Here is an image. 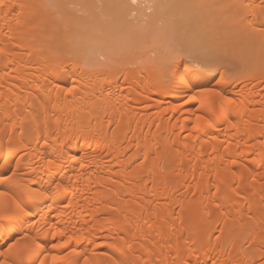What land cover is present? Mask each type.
<instances>
[{
	"label": "bare ground",
	"instance_id": "6f19581e",
	"mask_svg": "<svg viewBox=\"0 0 264 264\" xmlns=\"http://www.w3.org/2000/svg\"><path fill=\"white\" fill-rule=\"evenodd\" d=\"M0 264H264V0H0Z\"/></svg>",
	"mask_w": 264,
	"mask_h": 264
},
{
	"label": "rangeland",
	"instance_id": "374dc122",
	"mask_svg": "<svg viewBox=\"0 0 264 264\" xmlns=\"http://www.w3.org/2000/svg\"><path fill=\"white\" fill-rule=\"evenodd\" d=\"M148 46H149V45H148ZM140 51H141V50H139L138 48H135L134 51H133V53H132L131 51L129 52L128 55H129L131 58L128 59V60L125 59V61L127 60V63H130V62H132V61H135V62H138V64H127L126 69L131 70V69H134V68L138 67V65H140V63H139L140 59H138V57H137V56H139L138 53H140ZM217 56H218V54H215V55H214V58L216 59ZM222 57H223V55H222ZM219 58H220V57H219ZM158 65H160V64H159V63L150 62V63H148V64L146 65V67H143L141 70H142V72H143V71H144V72H150V71H152V70H155V69L158 67ZM213 72H214V74H215L216 76H218V75L228 76V74H227V73H223L222 70H221V68L219 69V67H218V69L214 70ZM222 73H223V74H222ZM243 82H249V81H248V77H245V79H244Z\"/></svg>",
	"mask_w": 264,
	"mask_h": 264
},
{
	"label": "snow or ice",
	"instance_id": "6c2138e0",
	"mask_svg": "<svg viewBox=\"0 0 264 264\" xmlns=\"http://www.w3.org/2000/svg\"><path fill=\"white\" fill-rule=\"evenodd\" d=\"M131 2H132L133 4H135V3H136V0H131Z\"/></svg>",
	"mask_w": 264,
	"mask_h": 264
}]
</instances>
